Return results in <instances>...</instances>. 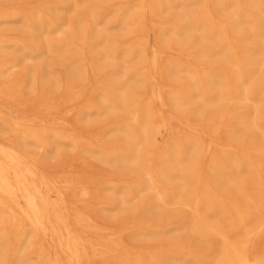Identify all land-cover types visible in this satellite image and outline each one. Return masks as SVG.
Segmentation results:
<instances>
[{"label": "bare ground", "instance_id": "bare-ground-1", "mask_svg": "<svg viewBox=\"0 0 264 264\" xmlns=\"http://www.w3.org/2000/svg\"><path fill=\"white\" fill-rule=\"evenodd\" d=\"M0 264H264V0H0Z\"/></svg>", "mask_w": 264, "mask_h": 264}, {"label": "rangeland", "instance_id": "rangeland-1", "mask_svg": "<svg viewBox=\"0 0 264 264\" xmlns=\"http://www.w3.org/2000/svg\"><path fill=\"white\" fill-rule=\"evenodd\" d=\"M10 26L12 28H15V29L20 28V25H18V24H14V25H10ZM154 38L155 37L152 35V37H151L152 42L154 41ZM37 63H38L37 61H28L27 60L23 63V65L25 64L30 69L31 68L33 69L37 65ZM20 67L22 68V66H20ZM92 130L97 131V130H100V128L97 126V127H94ZM40 155H42V159L44 162L47 161L48 158H50L48 154H40ZM64 156H66V155H64ZM65 158H66L67 164H72L73 165L72 169H75L77 171V173L86 174L88 176L98 178V179H102V178L107 176V172H106L104 166H102L101 164H99L95 160H92V159L87 160V159L83 158L81 156V154H78L76 151H71L67 155V157H65ZM48 165H50L52 167L58 166L53 159L50 161V164H48ZM105 215L108 216L109 213H105ZM103 223H104V221H103Z\"/></svg>", "mask_w": 264, "mask_h": 264}]
</instances>
